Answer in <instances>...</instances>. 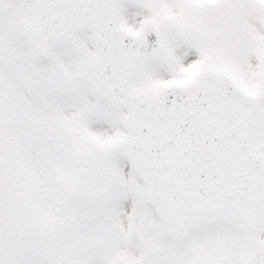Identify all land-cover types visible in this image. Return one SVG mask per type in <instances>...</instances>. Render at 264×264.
<instances>
[{
  "label": "snow or ice",
  "instance_id": "snow-or-ice-1",
  "mask_svg": "<svg viewBox=\"0 0 264 264\" xmlns=\"http://www.w3.org/2000/svg\"><path fill=\"white\" fill-rule=\"evenodd\" d=\"M0 264H264V0H0Z\"/></svg>",
  "mask_w": 264,
  "mask_h": 264
}]
</instances>
